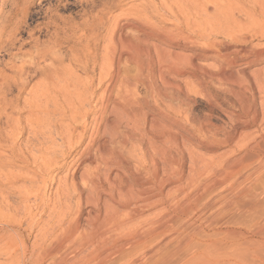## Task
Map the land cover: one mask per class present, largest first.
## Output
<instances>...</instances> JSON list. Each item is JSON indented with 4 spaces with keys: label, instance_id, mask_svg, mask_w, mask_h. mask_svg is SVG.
I'll return each instance as SVG.
<instances>
[{
    "label": "bare ground",
    "instance_id": "obj_1",
    "mask_svg": "<svg viewBox=\"0 0 264 264\" xmlns=\"http://www.w3.org/2000/svg\"><path fill=\"white\" fill-rule=\"evenodd\" d=\"M123 1L118 0L117 9ZM263 3L264 0L251 2L259 8ZM210 5L209 0L202 1L192 10L187 5L189 10L179 12L185 22L177 28L180 40H172V32L156 29L149 22L151 17L172 15L163 2L143 8L150 14L141 17L129 11L111 25L102 24L100 17L96 24L97 42L87 40L86 45L82 41L87 34L94 35L93 24L69 23L62 35L55 36L33 58L12 68L10 75L0 74V150H8L14 162L29 164L44 174L63 167L51 154L39 158L32 148L33 140L18 145L24 133L22 111L28 112L27 122L36 124L41 134L42 128L50 127V119L45 118L55 104L65 107L59 119L70 123L61 135V143L67 147L62 156L72 155L76 147L80 149L66 183L55 188L58 209H49L45 190L39 196L38 188L11 189L24 201L28 196L38 198L43 206L41 212L50 214L29 246L30 233L23 228V218L10 209H0V258H4V264H112L118 258L127 261L139 246L149 248L156 243L159 247L166 234L175 235L176 240L188 230L191 218L197 220L212 210L217 201L211 195L225 185L231 197L221 196V209L204 217L199 241L208 240V231L224 233L225 247H234L235 243L228 255L230 260L235 259L237 264H264V225H253L248 231H230L222 226L225 223L220 224L229 213L240 214L245 209L264 213V96L259 95H264V91L258 90V97L253 92H238L229 102L231 111L222 109L217 102L209 105L211 110L220 108L223 118L233 125L228 132L213 126L210 117L194 120L180 98V79L185 73H196V61L215 60L232 67L239 66L241 60L252 63L248 57L237 56L246 55L245 49L231 54L228 45L216 41L197 48L183 35L182 30L194 26L199 36L211 35ZM219 12L221 16L223 12ZM203 18L205 23L201 22ZM102 32L105 35L99 37ZM0 35L3 49L8 43ZM236 35L227 34L235 41L245 40ZM250 54L253 55L251 51ZM253 56H264V51ZM79 73L88 77L79 78ZM30 74L40 77V83L31 87L20 105V97L33 78ZM94 77L99 84L98 94L93 89ZM135 83L143 87L147 97L139 98L134 93ZM149 98L158 101L167 113L156 104L152 106ZM66 110L69 112L65 114ZM96 113L86 139L87 118ZM76 127L80 133L74 135L71 128L75 131ZM220 147L232 150L221 163H217L219 158L204 156L194 149L212 153ZM253 164L258 169L253 187L235 190L231 184L239 183L243 179L240 171ZM30 178L8 175L6 181L13 186L20 179L32 183ZM25 214L33 219L32 210L27 209ZM31 224L39 226L35 221ZM204 251L198 256L193 251L189 258L180 261L210 264L213 256ZM228 256L223 257V262ZM157 263L164 262L160 258Z\"/></svg>",
    "mask_w": 264,
    "mask_h": 264
},
{
    "label": "rangeland",
    "instance_id": "obj_2",
    "mask_svg": "<svg viewBox=\"0 0 264 264\" xmlns=\"http://www.w3.org/2000/svg\"><path fill=\"white\" fill-rule=\"evenodd\" d=\"M202 1L205 2L208 0H124L117 9L118 0H114L111 3H107L105 0H0V34H2V39H7L8 43L3 49L0 46V74L10 75L12 68L18 66L23 60L28 61L29 58H33L39 50H43L49 42H52L55 36L62 35L69 23H85L86 26L93 24L95 28L94 35H91L93 32L90 35L87 34L86 39L82 41V45H86L87 40L91 41V43L97 42L96 24L100 17L102 18V24L111 25L116 19L122 20L125 18L124 16L129 11H135L138 13V16L141 17L145 13L150 14V12H144L143 8L148 9L153 4L160 5L161 2L166 3L171 9V14L176 16L178 20H175L173 16L169 14L162 17H151L149 22L156 29L172 32V35H170L172 36V40H180L177 36L179 34L177 28L181 25H185V22L183 21V15L179 14V12L182 9H188L187 5L189 9L192 10L196 4ZM209 2L211 3V7L209 12L210 16H208L211 24L209 21L208 23L209 26L213 28L211 35L208 37L204 34L199 36L198 31L194 30L195 26L190 30H182L183 35L187 36L188 41L193 43L197 48H203L204 46L210 45L211 42L213 43L216 41V43L221 42L228 45L230 48L228 53L231 54H234L235 51L245 49L247 52L246 55L241 54L237 56L242 59L248 57L252 63L248 64V61L241 60L239 66L232 67L228 64L220 65L215 63V60L196 61L198 64L196 73L192 75L185 73L180 79V86L182 89L180 98L182 99V104H184V109L194 120L205 121L206 117H210V122L213 126L228 132L233 125L223 118L220 108L217 107L211 110L210 106L217 102L222 105V109L224 108L226 111H231L229 102L235 98L238 92L245 94L253 92L256 97L259 95L262 97L264 96L262 94L258 95L259 92L263 93L264 91V56H253L254 53L264 51V3L261 4L262 6L259 8L258 5L254 6L251 4L252 0H209ZM213 7L216 8L217 12L215 10L213 11ZM223 7L225 10H223ZM219 11L226 14H220ZM218 12L221 16L218 15ZM9 13H11V15ZM214 13H216V15H214ZM159 14L162 15L163 12L159 11ZM223 17L224 19H222ZM205 20L206 19L203 18L201 22ZM192 24H196V22L192 21ZM227 34L231 36L236 34V36H244L245 40H241L243 42H238L232 39L233 36L229 37ZM104 35L105 33L102 32L99 34V37ZM60 45L64 46L63 44ZM71 49L73 53H76L74 48ZM180 50H183V47H181ZM101 51L102 47L99 46L97 52L98 56H100ZM230 58H232V56H230ZM124 68L126 69L127 67L125 66ZM188 73L191 72L189 71ZM129 75L134 76V73L129 72ZM29 76L33 78L31 80L29 79V83L20 97V105L31 87L40 83V77L34 78L32 74ZM78 76L82 79L88 77L81 73H79ZM259 84L261 85L258 88ZM98 88L99 84L97 77H94L93 89L97 90V94L99 93ZM260 88H263V90ZM133 91L139 98L147 97L146 91L140 84L135 83ZM71 98H74L73 95ZM75 99L76 98L73 100ZM149 99L152 106L156 104L163 112L167 113V109L160 106L158 101L151 98ZM63 109H65V107L61 104L50 106L51 113L48 118H45L50 119V127L42 128L41 134L36 130L39 128L36 124H29L27 122L28 112L23 110L21 113V126L24 129V133L21 140L18 142L19 146H23L27 140L29 142L33 140L32 144L34 145L32 148H34L35 154L39 158L44 157L46 154H51L50 157H53L59 166L64 165L60 167V169H52L50 173L44 174L39 171V168L33 169L29 164L22 166L14 162L8 150H0V162H2L1 160L4 161L0 163V209H10L15 211V214L19 218H23V228L26 229V233H30L29 246L32 245L34 238L39 235L38 230L43 223L48 220L47 215L48 213L50 214V212L45 215L41 212L43 206L38 198L28 196V200L24 201L22 197L14 195L11 189L17 188L21 191H28L27 189L38 188L39 196H41L45 190L46 197H48L50 201L49 209H58V202L57 199H55L56 197H54L55 188L66 183L72 171L73 164L76 161L77 153L80 150L79 147H76L75 153L72 155L62 156V153L67 152V147L61 143V135L64 131L63 129L69 128L70 125L65 118H63V120L59 119ZM68 112L69 110H66L65 114ZM95 116H98V113L88 116V129L92 128L91 126H93L94 118H96ZM181 120L184 121V118L181 117ZM71 130L74 132V135L80 133V129L77 127L75 131L72 128ZM89 131L90 129L86 133V139L89 137ZM75 137L77 138V136ZM194 149L204 156L219 158L217 163H221L224 159L226 160L229 158L230 152L232 151L222 147L214 150L212 153H205L203 150ZM257 170L256 164L249 165L242 169L240 175L243 179L239 183L231 184V186L235 190H248L252 188L255 184L254 181L258 173ZM22 174L25 179L31 176L33 179L30 178L29 180L33 182H23L21 177V179L16 181L12 186L6 181L8 175L21 176ZM221 196L231 197L228 186L225 185L213 192L211 199L216 200L217 203L213 205L212 210L210 209V211L204 213V215L197 220L191 218L189 220V222H191L189 223L190 227L188 230L179 234L180 236L176 240L175 235L166 234L161 245H159L160 248L156 246V243L148 246L149 248H147V245L139 246L136 250L134 249L135 251L130 258H127V261H124V259L122 262L118 260V258L117 260L115 259L112 264H125L128 261L136 262V264L140 262H143V264H158L157 261L160 258L161 261L164 262L162 264H184L183 261H180L181 258H189L193 251L196 252L198 256L204 249L208 250L209 255L213 256V264H237L235 259L231 258L230 260L228 256L231 255L234 250L235 243L233 244L234 247L230 245L225 247L222 244L224 243V241H222L224 233L208 231L206 233L208 240L204 243L199 241L200 236L203 234L201 228H199L200 223L203 221L204 217H209V215L215 212L217 213L219 209H221V203H219ZM27 209L33 211L32 215L34 220L30 219L28 215L25 214ZM32 221L38 223V228H35V226H33L34 228L32 227ZM223 223L225 224L222 226H227V230L230 231H248L253 225H264V213L261 210L251 211L245 209L240 214L236 212L227 214L220 224ZM31 228H33V230ZM255 241H260V239H256ZM215 243H219V245L215 248L210 247ZM247 245L248 242L246 241V243H244L245 249ZM141 254L145 255L146 258L142 257ZM226 256L228 257L223 262V257ZM212 261L210 264H212ZM5 262L4 258H0V264H4ZM203 264L206 263L204 262Z\"/></svg>",
    "mask_w": 264,
    "mask_h": 264
}]
</instances>
